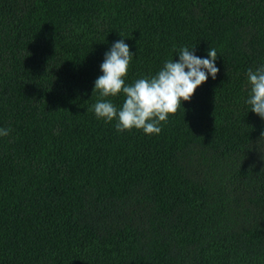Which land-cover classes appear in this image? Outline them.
<instances>
[{"label":"trees","instance_id":"1","mask_svg":"<svg viewBox=\"0 0 264 264\" xmlns=\"http://www.w3.org/2000/svg\"><path fill=\"white\" fill-rule=\"evenodd\" d=\"M120 35L129 84L217 51L158 135L89 111ZM261 65L264 0H0V264H264Z\"/></svg>","mask_w":264,"mask_h":264},{"label":"clouds","instance_id":"2","mask_svg":"<svg viewBox=\"0 0 264 264\" xmlns=\"http://www.w3.org/2000/svg\"><path fill=\"white\" fill-rule=\"evenodd\" d=\"M194 50L195 47L187 46L174 49L178 60L167 59L154 75L138 78L129 84L126 78L134 54L122 37L105 53L100 65L103 74L95 80L93 89V93H99L100 99L89 111H93L97 119L115 121L118 133L135 128L146 135L160 134L169 115L175 114L183 102L190 101L209 75L215 79L219 72L215 48H209L207 58L196 56ZM246 76L248 97L245 103L250 106V111L264 120V65L249 68ZM119 95L124 98L119 107L107 99ZM10 131V128H0V136H8Z\"/></svg>","mask_w":264,"mask_h":264}]
</instances>
